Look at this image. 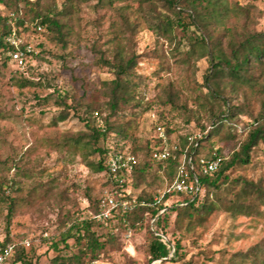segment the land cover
Returning a JSON list of instances; mask_svg holds the SVG:
<instances>
[{
	"label": "trees",
	"instance_id": "trees-1",
	"mask_svg": "<svg viewBox=\"0 0 264 264\" xmlns=\"http://www.w3.org/2000/svg\"><path fill=\"white\" fill-rule=\"evenodd\" d=\"M111 1L96 0L94 5L103 9ZM136 1L135 7L127 5L113 9L115 16L109 18L112 30L106 39L107 48H93L98 53L96 63L106 67L112 77L101 82L94 100L88 102L83 116L78 118L82 128L66 143L79 152L86 167L102 175V185L108 182L104 164L107 154L111 151L133 154L136 161L127 186L134 192L141 185L158 183L161 189L156 195L172 183L182 158L191 157L199 190L190 195L165 193L162 200L155 203L154 195L143 188L136 194L137 204L130 211L99 222L94 218L99 211V198L91 196L87 189L88 214L81 217L67 214L65 221L68 223H64V230L50 243L54 255L49 264H88L109 249H119L121 235L142 227L149 232L148 242L142 247L147 262H176L183 259L185 241L194 242L214 213L226 212L236 219H264L262 178L247 179L230 173L232 169L249 164L251 150L259 142L264 143V30L249 28V8L240 0ZM87 2L62 0L57 4L55 0H0L2 62H12L8 54L12 47L6 37L13 28L20 36L25 32L43 31L49 40L64 48L75 35L81 4ZM137 17L156 34L175 41L176 46L186 39L187 49L179 52L176 47L173 53L178 54L175 61L185 65V69L189 70L195 61L201 59L207 62L202 81L196 86L199 93H204L210 100L208 123L196 121V132L181 134L177 140L172 138L175 129L167 114L175 111L184 115L186 100L180 88L172 82L166 83L153 97H147L140 74L136 72L138 55L132 48V35L139 23ZM175 29L182 31L181 38L174 33ZM33 55L28 54L25 64L16 67V71L24 75ZM31 83L22 76L21 86ZM57 98L61 105L64 104L63 95L58 94ZM167 105L170 110L166 109ZM158 107L161 110L156 111ZM146 115L152 116L149 122L151 135L141 138L135 132L139 120ZM241 116L249 119L250 128L245 138L225 155L215 171L202 174L198 167L199 158H211L214 150L222 153V148L214 147L213 137L219 136L222 141L236 138L230 127ZM65 118L66 115L59 112L52 119L57 123ZM192 120L186 118L187 123ZM158 125L165 127L171 145L175 146L171 156L164 160L152 156L153 149L158 146L154 136ZM223 131L225 135L222 137ZM190 137L193 139L189 140ZM93 155L97 158H90ZM9 189L12 184L0 181V195L6 201L4 237L0 247L14 242L10 264H37L31 244L25 246V238L10 235L16 196L8 195L6 191ZM61 193L66 194L65 191ZM141 201L149 204H141ZM170 227L173 229L171 234L168 232ZM98 228L104 232L99 233ZM70 240L78 247L75 252H70ZM226 254L229 256L224 255L223 264H264V236L246 248ZM183 264L191 263L186 261Z\"/></svg>",
	"mask_w": 264,
	"mask_h": 264
},
{
	"label": "rangeland",
	"instance_id": "rangeland-1",
	"mask_svg": "<svg viewBox=\"0 0 264 264\" xmlns=\"http://www.w3.org/2000/svg\"><path fill=\"white\" fill-rule=\"evenodd\" d=\"M55 1L60 4L62 0ZM240 2L249 8V28L264 30V0ZM95 3L96 0H88L81 4L75 35L64 48L49 40L43 31L25 32L20 36L34 54L24 75L16 71L12 62L3 63L0 53V181L12 184V189L6 192L16 196L10 235L29 240L36 252L37 264H49L54 255L50 243L64 230L67 214L73 217L88 214L89 199L85 191L89 189L91 196L100 198L106 185H102V175L86 167L79 152L66 141L82 128L78 118L83 116L88 102L94 100L101 82L112 77L106 67L96 63L98 53L93 48H107L106 39L112 30L109 18L115 16L113 9L127 5L135 7L137 1L113 0L103 9L96 8ZM137 18L139 23L132 35V48L138 55L136 72L140 74L147 97H153L166 83L172 82L186 100L184 115L175 111L167 114L175 129L172 138L177 140L181 134L196 132V121L208 123L210 100L204 93L200 94L196 86L202 81L207 62L201 59L189 70L185 69V65L175 61L178 54L173 53L176 47L179 52L187 49L186 39L176 46L175 41L156 34ZM174 33L179 38L183 36L180 29H175ZM22 76L32 83L21 86ZM58 94L63 95L66 105H61ZM166 109L170 110L168 105ZM59 112L66 115L65 120L53 123L52 118ZM186 118L193 120L187 123ZM150 120L152 116L149 115L139 120L137 136L151 135ZM248 124L246 116L234 120L230 129L236 133V138L222 141L215 136L212 139L214 147L222 148L224 155L229 154L245 138L250 128ZM224 135L223 131L220 136ZM90 158L96 159L97 155ZM230 173L247 179L262 178L264 184V143L259 142L251 150L249 164L232 169ZM143 188L154 196L161 189L154 183L141 185L132 193L136 195ZM61 191L66 194L60 195ZM5 206L6 201L0 195V241L4 237ZM98 232L104 230L98 228ZM168 232H173L172 227ZM262 236L264 219H236L226 212H218L207 220L194 242L185 241V254L180 261L147 262L142 247L148 242L149 232L142 227L121 235L119 249H109L88 264H183L186 261L223 264L224 255L229 256L226 252L246 248ZM69 242L70 252H75L78 247L71 240Z\"/></svg>",
	"mask_w": 264,
	"mask_h": 264
},
{
	"label": "built area",
	"instance_id": "built-area-1",
	"mask_svg": "<svg viewBox=\"0 0 264 264\" xmlns=\"http://www.w3.org/2000/svg\"><path fill=\"white\" fill-rule=\"evenodd\" d=\"M38 30H41V27H38ZM6 41L12 47L8 51L12 63L17 68L22 67L25 64L28 54L31 53L30 46L22 41L15 28L6 37ZM154 136L158 140V146L153 149V158L164 160L171 156V152L175 146L171 145L165 127L161 125L156 126ZM192 139L193 137L189 138V140ZM224 158L225 155L223 153H218L215 150L212 152L211 158L200 157L198 160L199 171L205 175L212 173ZM135 161V156L130 153L111 151L107 154L104 164L107 170L108 182L99 198V211L94 215L97 221L103 222L116 214H125L137 204L136 195L127 186L129 175L134 170ZM197 182L191 157L184 156L177 168L174 180L160 195L154 196V202H160L165 193L196 194L199 190ZM140 203L149 204L145 201H141ZM126 236H129V233ZM23 242L25 246L30 245L28 239H24ZM14 246V242H7L0 247V264H10V257Z\"/></svg>",
	"mask_w": 264,
	"mask_h": 264
}]
</instances>
